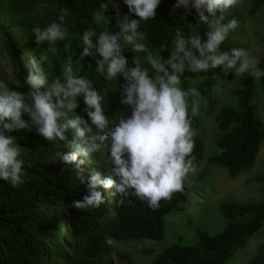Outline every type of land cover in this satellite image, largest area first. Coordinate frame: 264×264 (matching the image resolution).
<instances>
[{"label": "trees", "instance_id": "1", "mask_svg": "<svg viewBox=\"0 0 264 264\" xmlns=\"http://www.w3.org/2000/svg\"><path fill=\"white\" fill-rule=\"evenodd\" d=\"M0 14L7 11L18 23L12 25L30 45H35L33 29L37 27L31 12L40 0H3ZM48 9L45 14V26L59 22L64 15L63 27L68 35L54 46L55 54L44 42V49L52 54L43 63L48 75L49 85L57 79L62 80L64 66L68 59L73 61V72L77 76L89 79L93 87L104 96L103 108L110 121L119 117L130 116L129 106L120 103L123 77L106 80L96 72V56L80 59L83 50L81 36L84 31L94 29L97 35L107 28L116 33L118 19L123 17V10L116 7V0H43ZM177 0H161L155 18L141 22L140 31L144 33L143 41L148 52L157 53L168 59L174 48L175 32L179 28L185 37L190 29L206 40L205 33L209 25L199 22L195 9L176 8ZM106 4V9L101 8ZM264 7V0H252L251 12ZM207 15V13H205ZM221 13L217 11L216 17ZM135 19H139L135 17ZM213 17H209V20ZM224 17L223 23L232 20ZM3 47L12 62L16 74L19 92L27 95L29 89L25 83L27 73L18 49L16 37L10 29L0 27ZM95 37L93 43H95ZM161 45L165 47L162 49ZM239 49L228 35L219 51ZM143 56L146 52H137ZM128 67H134V59L126 50ZM264 70V62L257 65ZM222 66L209 72H200L197 90L203 99L200 105L212 114L214 105L210 99L216 79L223 77ZM231 75L233 72H226ZM192 72L185 71L181 76V87L190 88ZM44 89H42L43 91ZM264 93V77L256 79L250 74L234 91L235 106L220 109L214 117L218 135L214 140V153L206 160L205 168L197 175L202 179L210 169L220 168L230 178L249 173L264 143V123L258 118L255 109L257 91ZM79 107L74 114L88 120L83 97L77 98ZM71 115V113L69 114ZM191 127L196 135L193 137L195 148V169L202 165L204 146L198 135L200 121L189 113ZM28 119L27 116L24 117ZM89 124L91 123L88 120ZM93 132L95 127L93 126ZM15 136L21 147V159L25 162L26 175L23 183L13 186L0 180V264H133L131 258L117 250L112 243L150 240L160 242L164 237L165 217L185 200L189 172L183 183V191L174 193L168 201L162 200L159 208L152 210L146 202L130 197H120L115 189H103L106 204L99 208L76 209L74 200H80L87 192L86 184L77 179L76 170L71 165H64L54 155L55 152L74 151L71 141L72 132H66L68 142L58 140L45 141L35 129L24 132L17 130ZM87 177L91 172L84 168ZM102 179L104 177L100 176ZM264 185V177L253 179ZM123 202L118 205V201ZM221 226L215 233L195 230L193 243H182L181 239L161 249L149 264H226L239 250L244 248L259 231H264V202L240 203L224 199L217 206ZM247 264H264V246Z\"/></svg>", "mask_w": 264, "mask_h": 264}, {"label": "clouds", "instance_id": "2", "mask_svg": "<svg viewBox=\"0 0 264 264\" xmlns=\"http://www.w3.org/2000/svg\"><path fill=\"white\" fill-rule=\"evenodd\" d=\"M124 2L129 13L139 19L130 15L119 18L120 31L116 33L107 28L98 35L94 29L84 31L80 59L99 56L95 63L100 76L106 80L123 77L120 103L129 106L130 116L110 121L103 108L104 96L89 79L74 74L71 58L64 66L62 80L57 78L49 85L42 66L48 57L40 55L37 59L36 55H30L25 79L27 95L10 90L0 80V180L17 186L24 182L22 178L26 175L21 147L10 133L35 129L45 141L67 143L66 132L70 130L74 151H58L54 155L64 165L73 166L77 179L86 184L87 192L80 200L72 202L74 208H99L106 204L103 189L111 188L120 197L133 196L156 210L162 200L168 201L174 193L183 191L187 174L195 171L192 154L196 133L191 127L189 105L192 116L197 115L203 97L194 87L183 89L180 86L183 73L186 70L206 73L222 66L223 71H232L238 77L245 73L256 79L264 77V70L257 67L260 60L250 56L247 50L219 51L229 33L238 27L236 19L223 23L222 13L242 0H177L176 8L195 9L199 22L209 25L210 30L205 33L207 39L202 40L198 34L185 37L178 28L168 59L148 52L143 42L144 33L140 31L142 21L155 18L161 0ZM100 7L106 9L107 5ZM217 11L221 13L219 18H215ZM65 14L60 15L59 22L33 29L37 45L47 42L50 45L47 50L57 52L52 45L68 35L62 26ZM126 45H130L133 52H148L146 60L155 72L154 77H150L149 69L138 60H134V67H128L127 57L123 55ZM164 47L161 45L162 49ZM81 96L90 124L74 114L79 107L77 98ZM190 97L196 99L190 101ZM98 153H108L105 155V163L110 166L108 175L103 179L99 173L85 177L84 160L79 158L87 159ZM122 202L119 200L118 205Z\"/></svg>", "mask_w": 264, "mask_h": 264}, {"label": "rangeland", "instance_id": "3", "mask_svg": "<svg viewBox=\"0 0 264 264\" xmlns=\"http://www.w3.org/2000/svg\"><path fill=\"white\" fill-rule=\"evenodd\" d=\"M251 1L242 0L235 7L229 8L222 15L232 17L238 21V27L229 33L230 40L242 49L247 50L250 56L264 62V7L256 12H251ZM0 5L5 6V2L0 0ZM116 7L123 10L124 15H130L135 19L133 13H129L124 0H116ZM48 5L40 0L31 12V15L37 26L45 27L44 18ZM18 23L7 11L0 14V27L10 29L12 35L16 37L18 49L25 67L28 72V59L30 55H40L51 58L52 54L44 49V43L40 45H30L18 31L11 29L12 25ZM190 35H195L191 29ZM124 50L130 54L134 60L149 69L150 77L155 76L154 70L147 64L146 52L143 56L131 50L130 45H126ZM157 55V53H152ZM245 73L243 77L235 76L234 73L228 75L224 72L223 77L217 78L215 87L210 94V99L214 105L213 113L210 114L204 108L199 106L198 114L195 115L200 121L198 135L204 146V158L202 165L192 172L187 181V194L185 200L177 205L166 217L164 237L160 242L150 240L116 242L112 240V245L122 253L127 254L133 264H149L159 254L162 248L176 243L181 239L182 243H193L195 241V230H203L209 233H215L221 226L217 206L224 199L235 200L240 203L264 202V185L253 181L257 176L264 177V143L256 159L252 170L242 176L230 178L227 173L220 168H213L202 178L198 176L205 168L206 160L214 153V140L218 135L214 123V117L220 109L235 106L233 93L242 81L248 76ZM200 72L192 73L190 77V88L198 87L200 83ZM0 80L4 81L10 90H18L16 74L12 62L3 47V41L0 38ZM196 99L190 97V101ZM255 109L258 118L264 123V93L257 91L255 97ZM191 114V104L189 105ZM192 115V114H191ZM27 132L26 129L23 130ZM108 153H98L84 160L83 168L91 173H99L106 177L110 171V166L105 163ZM180 237V238H179ZM179 238V239H178ZM185 243V244H186ZM264 246V231L256 233L244 248L239 250L226 264H247L255 256L258 249Z\"/></svg>", "mask_w": 264, "mask_h": 264}]
</instances>
